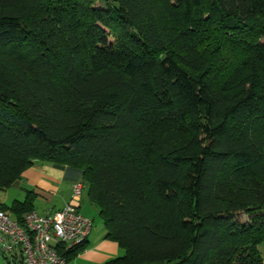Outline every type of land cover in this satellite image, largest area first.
Listing matches in <instances>:
<instances>
[{"label": "trees", "instance_id": "obj_1", "mask_svg": "<svg viewBox=\"0 0 264 264\" xmlns=\"http://www.w3.org/2000/svg\"><path fill=\"white\" fill-rule=\"evenodd\" d=\"M42 162L105 264H264V0H0V189Z\"/></svg>", "mask_w": 264, "mask_h": 264}, {"label": "built area", "instance_id": "obj_2", "mask_svg": "<svg viewBox=\"0 0 264 264\" xmlns=\"http://www.w3.org/2000/svg\"><path fill=\"white\" fill-rule=\"evenodd\" d=\"M82 181L73 183L68 202L57 214L32 209L21 220L0 209V249L12 264H67L60 251L83 242L92 228L91 219L79 210Z\"/></svg>", "mask_w": 264, "mask_h": 264}, {"label": "crops", "instance_id": "obj_3", "mask_svg": "<svg viewBox=\"0 0 264 264\" xmlns=\"http://www.w3.org/2000/svg\"><path fill=\"white\" fill-rule=\"evenodd\" d=\"M79 180V171L72 167H58L46 162L35 163L22 172V178L17 182L23 191L22 196L18 200H23L26 194L25 189H29L35 194L33 201L34 210L42 215L57 214L68 202L73 183ZM5 212L7 213V211ZM9 216L15 218L13 215ZM91 230L86 239L84 250L70 258L67 264H105L114 258L122 256L124 252L120 253L117 247L118 244L115 241L105 238L104 232L101 234L100 239L96 240L91 235ZM261 245H263V252L264 243L260 244L258 248L260 250ZM262 252L260 254L264 263ZM2 254L3 251L0 249V264H12Z\"/></svg>", "mask_w": 264, "mask_h": 264}, {"label": "rangeland", "instance_id": "obj_4", "mask_svg": "<svg viewBox=\"0 0 264 264\" xmlns=\"http://www.w3.org/2000/svg\"><path fill=\"white\" fill-rule=\"evenodd\" d=\"M22 193H23V191L18 186V183H15L11 187L3 189V190L0 189V206L4 205L7 207H10L14 200H18L22 196ZM80 197H81L80 212L84 216H86L92 220L91 235L94 236V238L96 240L100 239L101 234H103V232L105 233V228H104V225H103L101 218L99 217L98 211L88 201V198H87L85 191H83L81 193ZM7 213L12 216L11 211H7ZM102 237H103V235H102ZM117 247H118L120 253L124 252V250L121 247H119V246H117ZM262 249H263V245H261V247H260V252H262ZM262 255H264V251L262 252Z\"/></svg>", "mask_w": 264, "mask_h": 264}]
</instances>
